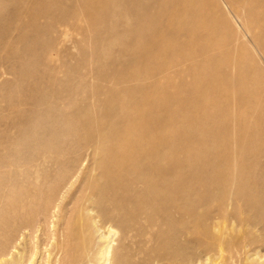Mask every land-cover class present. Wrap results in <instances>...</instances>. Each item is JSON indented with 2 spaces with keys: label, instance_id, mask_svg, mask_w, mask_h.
I'll return each mask as SVG.
<instances>
[{
  "label": "rangeland",
  "instance_id": "374dc122",
  "mask_svg": "<svg viewBox=\"0 0 264 264\" xmlns=\"http://www.w3.org/2000/svg\"><path fill=\"white\" fill-rule=\"evenodd\" d=\"M159 1L0 0V249H7L0 264H264L262 225L223 233L232 257L225 249L208 253L187 235L183 253L159 252L156 227L142 218L120 227L82 216L87 247L63 235L69 222L81 223L78 191L110 151L151 138L189 153L191 168L212 161L208 152L237 167L264 163V57L251 38L264 40V0H208L225 26L220 45L209 48L226 53L215 63L220 78L203 40L189 51L182 37L163 36ZM12 90L24 105L9 108ZM65 149L80 157L75 174L46 223L29 233L22 225L61 170L37 161L25 172L23 153L53 161ZM59 243L66 253L54 258Z\"/></svg>",
  "mask_w": 264,
  "mask_h": 264
},
{
  "label": "bare ground",
  "instance_id": "6f19581e",
  "mask_svg": "<svg viewBox=\"0 0 264 264\" xmlns=\"http://www.w3.org/2000/svg\"><path fill=\"white\" fill-rule=\"evenodd\" d=\"M159 2L155 17L161 20L164 37H182L183 41L190 43L189 51L196 47L195 42L199 40L204 41L207 49L220 45L218 40L224 34L225 26L216 16L212 1ZM251 38L264 57V40L257 33ZM223 54L226 53L217 56L209 49L207 59L211 67L216 61L220 62ZM215 65L217 78H220L221 63ZM207 77L210 78L211 74ZM234 79L235 85L240 86L241 76L236 75ZM217 89L221 91L226 87ZM16 91H10L4 99L9 108L25 104L21 92ZM150 139L138 148L110 151L94 162L90 176L83 181L76 197L80 203L78 215L81 223L69 222L62 229L66 239L79 241L87 247V234L82 232V216L91 219L93 224L115 222L120 227H124L127 220L137 223L142 218L146 226L156 227L151 241L159 252L170 255L183 253L185 245L181 237L187 235L188 243L201 246L208 253L225 249L232 257L233 245L231 241L224 240V232L234 231L235 226L243 224L262 225L264 228V163L257 162L254 167H237L228 164V159L222 154L208 152L204 155L212 161L200 158V162L191 168L189 153L176 152L172 148L167 149L168 146L165 150L159 144L161 141ZM58 158L52 161L47 160L44 154H36L34 161H28V155L23 153L21 167L25 172L28 164L37 161L46 163L48 168L59 166L61 170L57 172L55 183L49 186L41 209L22 225L29 233H32L36 223H46L49 210L56 206L55 202L75 174L80 160L78 154L67 149L61 151ZM99 204L102 208L97 213ZM241 210L251 213L252 217L242 216ZM62 246L63 243L56 246L54 258L66 253ZM6 251V248L0 249V262ZM70 256L75 261L82 259L77 253L72 252Z\"/></svg>",
  "mask_w": 264,
  "mask_h": 264
}]
</instances>
